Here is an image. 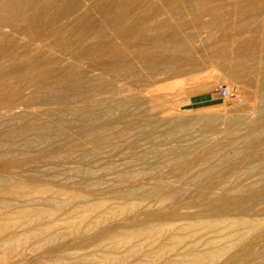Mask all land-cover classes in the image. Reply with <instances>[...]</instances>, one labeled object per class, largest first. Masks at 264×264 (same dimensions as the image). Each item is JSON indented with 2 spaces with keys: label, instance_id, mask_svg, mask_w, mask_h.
<instances>
[{
  "label": "rangeland",
  "instance_id": "1",
  "mask_svg": "<svg viewBox=\"0 0 264 264\" xmlns=\"http://www.w3.org/2000/svg\"><path fill=\"white\" fill-rule=\"evenodd\" d=\"M78 1L86 10L93 4L91 0ZM109 2L113 0L97 4L87 12L88 18L101 21ZM125 7L127 14L141 22L134 30L120 27L118 31L121 58L123 62L128 59L118 68L122 72L118 82L125 90L124 97L117 98L119 104L111 103L113 99H107L99 85L90 91L87 86L74 88L67 80H60L55 93L36 99L33 110L26 109L19 119L8 117L12 127L0 130V176L9 186H20V193L30 192L33 186L36 204L57 216L74 202L67 197L56 203L46 201L47 193L54 189L77 193L82 202L133 205L134 210L117 218V223H130L128 232L136 230L137 224L175 226L187 222L234 189L247 201L242 210L225 214L257 217L264 223V130L249 146L229 145L264 119V0H128ZM86 22L82 19L74 28H82ZM115 32L107 30L111 36ZM11 50L0 58L2 67L9 64L8 58L15 52ZM104 58L98 46L84 61L87 67L95 68L89 77L98 80ZM69 65V69L74 66ZM244 70L242 76L236 75ZM165 83H175V92L150 101L156 87ZM221 87L228 89L226 96L220 94ZM0 95H4L1 89ZM193 113H210L212 126L184 122L182 117ZM112 120L119 125L115 129L118 136L94 133L97 126ZM83 127L85 132L79 135ZM64 130L67 139L75 143L69 148L61 145ZM109 137L117 141L104 143ZM53 147L54 156L46 155ZM36 152L44 154L36 158ZM14 160L27 165L4 168ZM134 188L140 189L130 194ZM153 188L160 191L142 194ZM170 192L177 193L168 198ZM220 212L215 209L201 217L223 216ZM112 221L108 228L113 227ZM93 231L92 235L81 234L76 226L61 225L55 237L40 239L33 249L27 247L29 241L22 244L12 264H162L180 259L169 249L159 250L145 237L133 238L137 244L133 252L111 249ZM257 231H264V227ZM245 258L246 264H264V246L254 248Z\"/></svg>",
  "mask_w": 264,
  "mask_h": 264
},
{
  "label": "bare ground",
  "instance_id": "2",
  "mask_svg": "<svg viewBox=\"0 0 264 264\" xmlns=\"http://www.w3.org/2000/svg\"><path fill=\"white\" fill-rule=\"evenodd\" d=\"M84 1L86 2V0ZM91 1L93 4L86 10L78 0H0V58L7 55L11 49L15 51L13 55L8 58L9 64H7L6 67L0 65V89L4 94L0 95V130H7L12 127L11 122L7 121L8 117L12 116L13 118L14 116L19 119V116L26 113V109H34L37 98L55 93V87L60 80H67L73 87L80 86L81 88L87 86L90 91L99 85L102 91L107 94V99H113L111 103L117 104L122 94V97H124L123 92L125 90L120 87L118 82L119 75L122 72H120L121 70L119 69V71L118 68L119 65H126L125 63L128 59H125L126 61L123 62L122 53L117 45V39L119 37L118 31L120 27H126V30H134L141 21L139 17H134L132 14H127L124 11L123 7H125V3L128 0H113V3L109 2L108 5L103 8L101 21L97 22L91 20L88 18L87 12L92 10V8L94 9L97 4L105 3L110 0ZM58 5H63L61 10L51 13ZM110 12H113V14L110 15ZM82 19L87 20L86 25L82 28H74V24L79 23ZM108 29L114 32L117 31V33L115 32L116 35H109L107 33ZM125 32L127 33V31L121 33L126 34ZM98 46L103 50L105 58L103 59V66L99 71V77L97 76L98 80H96L89 77V74H92L95 68L87 67L88 64L86 65L84 61L88 60V58L93 55L95 48ZM19 48L23 49L21 53L17 51ZM125 57L127 56H124V58ZM69 64L74 65L72 69H69ZM127 71L129 72L128 69ZM244 72L245 70L243 72L238 71L236 75L242 76ZM130 74L129 72V75ZM77 76L90 79L83 81L81 77ZM8 80L9 82H7ZM176 88L175 83L170 85L166 83L165 85L161 84L157 86L156 90L153 92V94L155 93L157 96L154 97L152 94L149 100L157 101L161 94L162 96L166 93L170 94L172 92L169 91ZM148 94L150 95V92ZM162 96L161 98H163ZM166 96L167 95H165V97ZM125 99L126 98H124V100ZM132 99L133 98H131V100ZM186 102L187 101H182L180 103L184 104ZM28 115L36 117L34 112H29ZM182 118H184V122L200 123L203 124L205 128L212 126L214 121L210 113L206 116L193 113L184 115ZM117 125L118 123L116 120H112V122H108L105 125L97 126L94 129V133L111 135L112 137L118 136L119 134L115 133ZM120 126H122V124H120ZM48 128L50 127L48 126ZM52 128L53 127H51V129ZM32 130L36 131L34 128H31V131ZM82 130L83 131H81L79 135L85 132V127H83ZM263 130L264 119H261L255 126L247 129L244 136L230 141L229 145L233 146L236 143H241L243 146H249ZM66 134L67 131L64 130L63 135L65 136ZM67 138L69 137L65 136V140L61 145L69 148L75 143ZM130 139H132V137ZM113 141H117L116 137L112 139L111 137L108 139L106 138L104 143L108 144V142ZM104 145L105 144L102 146ZM54 153L53 147V149L45 154L53 157ZM43 154L44 153H37L36 158H41ZM26 165V162L23 160H14L5 164L4 168H22ZM154 179L155 178H152L151 182H153ZM156 180H162V182H164V179ZM139 186L142 187L141 184ZM145 186L146 185H144V187ZM20 188V186L15 185L9 186L8 180L0 176V195L4 197V199H0V264H12V259L15 253H17V249L22 248L21 245L27 241L30 242L27 247L33 249L40 239L55 237L61 225L76 226V229H78L81 234L90 233L94 230L93 232H95L98 240L107 242L106 247L120 251L124 249L126 252H133L136 248L135 246L137 244L132 241L134 237H145L144 240L150 241V243L155 245L159 250L163 251L164 249H169L177 258H180L176 262H165L162 264H246L245 257L247 254L256 247L264 246V231H257L259 227H264L262 221L256 220L257 217L254 219L226 215L229 213L233 214L235 211L244 208L246 197L243 198V196H241L242 194H239V189H234L232 193L224 197L223 200L213 201L206 205L193 219L186 220L187 222H183L179 225H176V223L175 226L154 223L137 224L138 226H134L136 228L133 227L136 230L133 229L134 231L128 232L127 230L131 227L130 223H125L126 225L117 223V218L124 217L125 214L127 215L131 210H134L133 205L106 206L102 202H82L81 195L77 193L54 189L53 192L47 193L46 201L56 203L58 201L57 199L67 197L74 202L70 208L62 212L60 216H57L45 207L36 204V191L33 186L30 192L26 191V194L20 193ZM134 189L135 190H129V193H137V190L140 188L137 190L136 188ZM156 191L158 192L160 190L153 188L152 191L143 192L142 194L146 196ZM176 193L177 192H172L168 195V198H173ZM57 204L59 205V203ZM215 209L221 211L220 214L223 213L224 215L210 217L209 219L201 217V215L204 214H212ZM110 221L114 223L112 228L107 227L110 225ZM257 251L260 250L257 249ZM257 251H255V253ZM167 253H169V251L166 252V254ZM108 264H110V262Z\"/></svg>",
  "mask_w": 264,
  "mask_h": 264
},
{
  "label": "built area",
  "instance_id": "3",
  "mask_svg": "<svg viewBox=\"0 0 264 264\" xmlns=\"http://www.w3.org/2000/svg\"><path fill=\"white\" fill-rule=\"evenodd\" d=\"M219 90L222 96H226L228 94V89L226 87H221Z\"/></svg>",
  "mask_w": 264,
  "mask_h": 264
}]
</instances>
